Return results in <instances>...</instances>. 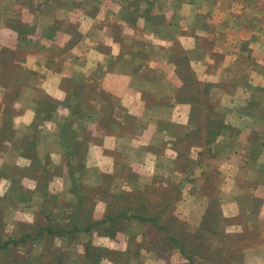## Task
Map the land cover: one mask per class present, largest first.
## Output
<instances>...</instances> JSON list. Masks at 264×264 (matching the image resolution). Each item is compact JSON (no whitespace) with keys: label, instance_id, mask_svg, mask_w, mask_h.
<instances>
[{"label":"crops","instance_id":"0c3cea01","mask_svg":"<svg viewBox=\"0 0 264 264\" xmlns=\"http://www.w3.org/2000/svg\"><path fill=\"white\" fill-rule=\"evenodd\" d=\"M148 3L155 10L146 14L147 8L142 7ZM162 3L161 0H77V7L73 5L65 15L49 17L56 21L53 23L41 24L33 17L21 18L26 30L20 40L19 31L8 26L10 20L4 23L2 19L1 31L12 35L15 42L0 43V52L7 53L0 60V76L10 64L11 74L16 67H21L32 71L35 77L47 76L49 97L62 101L66 92L61 82L70 77L73 69L71 60L63 62V51L70 49L76 53L78 45L85 44L77 72L91 75L103 67V86L113 83L121 98L134 95L136 101L129 105H140V116L145 112L144 100L154 95L155 113L158 109L165 110L155 125L141 124L130 134L128 130L123 139L133 146L141 141L135 137L137 132L148 134L143 141L148 146L143 160H155V169L156 162L167 163L166 173L162 171V174H171L176 184L184 179L182 191L194 195L190 206L195 204L201 208L198 221L207 213L210 201L207 197L205 202L202 200L198 181L204 183L217 178L212 194L217 207L230 221L229 232L234 234L242 231L237 223L239 210L247 211L251 201L259 204L251 224L246 223L249 225L246 227H252L249 231L255 232L251 245L255 253L251 252V258L249 254L244 258L245 264H264V0H166ZM60 21L66 22L70 31L62 28ZM73 35L81 36V40L70 46ZM98 35L99 40L95 38ZM130 40L150 48L145 59L135 60L134 65L155 66V80H151L155 81V93L134 88L142 80L126 70L129 65L126 54L134 50L127 47L132 44ZM119 56L121 65L113 63L112 71L104 66L106 59H110V67L113 58ZM29 60L34 62L33 68L26 66ZM18 81L13 76L12 83ZM4 86L0 78V88L4 90ZM31 103L28 100L23 104L25 114H33ZM41 108L36 106L40 114L44 113ZM62 113L66 118L67 109ZM93 125L90 123L89 131H93ZM114 135L99 144H90L88 164L91 167L98 166L103 171L106 166L110 172L113 170V151L116 154V148L120 147V139L115 137L120 134ZM154 136L155 143L151 142ZM188 138V144L184 143ZM138 151L139 148L134 150L139 158L142 154ZM184 161L188 165L182 169L179 164ZM155 174L160 173L155 171Z\"/></svg>","mask_w":264,"mask_h":264},{"label":"rangeland","instance_id":"374dc122","mask_svg":"<svg viewBox=\"0 0 264 264\" xmlns=\"http://www.w3.org/2000/svg\"><path fill=\"white\" fill-rule=\"evenodd\" d=\"M76 1L0 0V24L6 23V19L10 20L11 22L8 21L7 24L16 28V32L19 31L17 36L20 40L26 30L22 27L24 23L21 22V18L31 20L33 17L41 24H48L49 21L53 23L56 21L49 17L60 13L65 15L69 8L73 5L76 6ZM164 1L166 2V0H161V4ZM143 8H147V11L144 10L146 14L155 10V7L153 8L150 3ZM62 9L64 11H61ZM2 19L5 21L4 23ZM65 23L60 21L59 24H63L62 28L65 29L67 28V23ZM22 28L24 31H21ZM67 29L70 31L71 28ZM95 38L99 40L100 35ZM80 40L81 36L73 35L69 45L75 46ZM130 41L132 44L130 43L131 45H127V47H134V50H129L126 54L127 58L125 59L129 63L126 70L130 75H138L137 77L142 80L135 83L134 88L155 93V81H151L155 80V66L148 63L146 65L144 63L140 67L134 65L135 60L139 62L145 59V54L150 48L135 40ZM7 42L11 44L15 40L12 35L0 29V43L6 44ZM78 46L76 53H71L70 49L63 51V62L71 60V69L74 70L72 69V73L69 74L70 77L63 78L64 80L61 82V87L66 92L62 101L49 97V86L46 85L47 76L43 79L41 76L35 77L34 73L28 69L16 67L15 72L11 74L12 64H10L9 69H6L7 72H4L5 77L1 79L5 83V89L0 88V127L4 126L2 129L5 132L0 133V242L11 236L17 238L24 234H28V238L22 244L15 245L16 247L9 245L7 248L1 249L0 264H93L96 258L94 252L101 255L100 260H97L100 264H190L177 249L178 245H182L183 240L174 243L170 238L178 240L186 236L194 238L199 229L203 232L201 231L198 236L203 233L209 235L208 232L211 234L215 230L218 233L207 237L208 239L202 237L205 239L204 243L210 247L206 255L220 254L223 259L225 258L221 264H245L244 256L249 254L250 257L251 252L255 253L251 249L255 232H250L252 227H246L248 225L246 223L250 222L251 224L254 215L259 211V204L251 201L248 203L250 207L247 211L239 210L237 223L241 226L242 231L239 234H234L229 232L227 225L230 221L217 207L212 194L217 178H210V181L204 183L198 181L197 187L203 195L202 200L204 197L210 200L207 204V213L205 216L203 215L201 222L198 221L196 218L201 208L195 204L190 206L193 203L191 200H194V195L182 191L184 179L181 178L176 184L171 174H162V171L167 170L164 169L168 166L167 163L156 162L158 166L155 169V160L153 162L149 159L143 160L144 154L148 150V146L143 145V141L147 140L148 134L137 132L135 137L141 138V141H137L133 146L129 145L128 140L123 139L128 130H130L128 132L130 134L141 124L144 126L151 123V125H155V121H160V117L163 116L162 111L165 113V110L158 109L155 113V95L144 100L146 106L142 109H145V112L140 116L142 111L139 112L140 105L138 107L129 105L136 101L134 95H128L126 99L121 98L120 94H117L116 88L113 87V83H107L109 87L103 86L101 82L103 67H98L91 75L87 72L83 74L76 71L82 60L81 56L85 53L82 50L85 44ZM57 52L59 53V51ZM0 53V57L2 56L0 60L5 59L6 56L4 57L3 54L7 55V53L4 51ZM18 55L21 56L22 53L19 52ZM32 60L27 62V67L33 68ZM109 60H105L104 66L111 71L113 63L115 66L122 63L119 56L113 58L111 64L109 63L110 67H108ZM123 68L125 69L124 66ZM13 76H17L19 79L15 84L12 83ZM54 80L55 78L52 77L50 81L53 83ZM134 88L133 90H136ZM71 91H73V95L70 93ZM69 93L72 98L70 103L77 106L79 115L72 121L68 119L67 98ZM28 100L34 106L33 114H25L22 110L23 104H26ZM147 103H151V106H148ZM36 106L47 110L40 114ZM64 108L68 111L66 118L62 113ZM137 114L139 115L137 116ZM57 118L59 119L57 120ZM5 122L8 123L5 124ZM114 122H119V124ZM60 123L62 126L65 124L68 126L60 127ZM90 123H94L93 131H89ZM116 133L120 136H115ZM110 135L120 139L119 149L115 147L116 154L113 151V155H115L113 156L115 160L113 170L110 172L108 167L105 168L106 166H103V171L98 166L91 167L93 165L88 164L90 144L92 142L99 144L98 142ZM27 140L31 142L32 149L27 150L26 154L23 146ZM76 140L81 142L80 146H77ZM188 140L189 138L185 139L184 143H187ZM57 142H59V146ZM62 142H68V146L78 147L74 157L75 162L71 167L66 162V147ZM151 142L155 143V136ZM136 148H139L138 152L142 154L139 158L138 154L134 152ZM183 149H187V147ZM36 155L40 161L47 162L48 179H45L47 176L45 171L34 168L33 161ZM179 165L185 169L188 163L184 161ZM72 170L77 171V184L81 194L88 193L89 188L105 185L113 194H124L126 198L124 206L140 208L139 212L145 220L137 219L130 214L134 213L133 209H130L131 211H128L127 214L132 217L121 218L117 229L112 233L110 232L111 228H107L110 223L106 222L100 225L99 229L89 233L83 231L74 232V234L63 232L35 236L40 228L50 223L53 229L65 224V226H70L71 220L62 216V210H67V213H70V210L75 209V205H72L76 199L71 191L72 183L69 174V171ZM155 171L160 174H155ZM103 177L104 180H108L106 183L103 182ZM197 196L199 202L201 196L200 194ZM95 198L93 214L101 218L107 212L106 201L101 199L100 195H96ZM244 198L246 199V196ZM196 202L194 201V203ZM44 206H46V210L39 214L41 207ZM206 218L209 220L208 224L203 223ZM156 225L161 226V229L156 231L154 229ZM217 248L220 249L217 251ZM113 256H116L119 263L112 260ZM194 264H213V262L197 255Z\"/></svg>","mask_w":264,"mask_h":264},{"label":"trees","instance_id":"16d2710c","mask_svg":"<svg viewBox=\"0 0 264 264\" xmlns=\"http://www.w3.org/2000/svg\"><path fill=\"white\" fill-rule=\"evenodd\" d=\"M5 52V51H4ZM6 53V52H5ZM4 56H7L6 54H3ZM2 57V56H1ZM0 57V59H2ZM5 73H2L0 78L3 79L5 77L4 75ZM7 89H8V84L6 83ZM73 95V91L70 92ZM69 93L68 98H67V102L69 104V115H68V119H70L71 121L73 120L74 117H79L78 112H77V106L70 103V101L72 100L71 94ZM75 99H76V95H75ZM48 108V107H47ZM42 111H46L47 109H44L43 107L41 108ZM41 112V110H39ZM7 119V118H6ZM67 122V121H66ZM8 122H5V124H7ZM115 124H119V122H114ZM66 125V124H65ZM63 125L62 127L64 128ZM68 125L65 126V128ZM4 127V126H2ZM2 127H0V133H4L5 130L2 129ZM87 139V138H86ZM63 145L66 147L65 148V159L66 162L69 164V166L71 167L72 164H74V157H75V153L77 152V148L75 146H68V142H62ZM77 145V144H76ZM81 142H78L77 146H80ZM26 146V147H25ZM24 150L27 154V150L32 149V144L30 141H26L24 143ZM23 151V150H22ZM24 152V153H25ZM25 154V155H26ZM35 155V154H34ZM33 157V156H32ZM34 164V168L36 169H42L43 171H45V179H48V168H47V162H42L40 161V159L38 158V156L36 155L33 161ZM82 171V170H81ZM80 173V172H79ZM83 173V172H82ZM81 173V174H82ZM70 174V179H71V191L75 196V203L72 205L75 207L74 210H70V213H67V210H62V216H66L68 218H70V226H65L62 225L60 227H57L56 229L52 228V224H47L45 226H43L42 228H40L38 230V232L36 233L35 236H43L45 234H53V233H70V234H74V232H91L93 230L99 229L100 225L109 222L110 225L107 227L108 229L111 228V233L117 229V224H119L121 222V218L123 219H128L129 217H132V215H134L137 219L140 220H145V218H143V216L140 214L141 211L140 208H136L133 206H124L126 203H124L126 201V198L124 197V194L119 193V194H113L111 192H109V190L106 188L105 185L103 186H98L95 188H89L88 193L86 192V194H81L79 192V185L77 184V171L76 170H72L69 171ZM106 181L108 180H104L103 177V182L106 183ZM102 182V183H103ZM45 184V183H44ZM104 184V183H103ZM102 185V184H101ZM44 188V187H43ZM96 195H100L101 199H104L106 201V210L107 212L105 214H103V216L101 218L97 217L96 214H93V209H94V205L96 202ZM108 198V200H107ZM142 200V199H141ZM144 201V200H142ZM68 205H70V203H68ZM42 209L40 210L39 214H42L43 211L46 210V206L41 207ZM130 209H133L132 211L134 213H130L127 214L128 211H131ZM208 218H206V220L203 222L205 224H208ZM154 223V222H153ZM155 226V224H154ZM160 227V228H159ZM202 227V226H201ZM121 228V227H120ZM156 231L161 229V226L156 225V228H154ZM201 229H199L198 233L194 236V238H188L183 237V239H175V238H170L174 241V243H179L181 242V240H183L182 245H178V251L185 257L187 258V260L189 261L190 264H194L195 262V257L197 255L202 256L204 258H208L210 259L213 264H221L222 261L225 260V258L223 259V256H221L220 254H214V255H206L207 250H209V246L207 244L204 243L206 238L212 235H217V231H212L211 234L208 232L209 235L203 233L202 235L198 236V234L201 233ZM106 232V231H105ZM203 232V231H202ZM207 235V236H206ZM203 237V238H202ZM28 238V234H24L21 237H14L11 236L9 238H7L6 240H4L3 242H0V250L1 249H5L7 248L9 245H17L18 244H22V242H24L26 239ZM169 239V238H168ZM185 241V243H184ZM193 246L194 248L191 249L190 247ZM16 247V246H15ZM220 248H217V251ZM203 250V251H202ZM96 254V258L93 264H100L99 261L101 258V255L94 252ZM123 254V252H122ZM112 260H116V263H119L117 261L116 256L111 257Z\"/></svg>","mask_w":264,"mask_h":264}]
</instances>
